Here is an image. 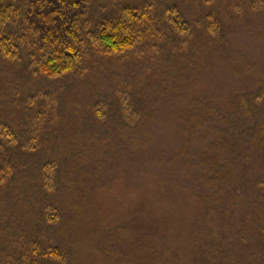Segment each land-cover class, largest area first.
I'll use <instances>...</instances> for the list:
<instances>
[{"label":"rangeland","instance_id":"374dc122","mask_svg":"<svg viewBox=\"0 0 264 264\" xmlns=\"http://www.w3.org/2000/svg\"><path fill=\"white\" fill-rule=\"evenodd\" d=\"M127 5L149 6L160 38L118 57L85 42L80 78L38 74L29 33L16 58L0 54V149L27 169L0 190V245L19 226L74 264H264V0H93L83 19L91 27ZM169 9L188 34L166 27ZM211 12L222 24L216 37ZM209 103L234 148L217 154V166L232 169L220 191L202 164L217 135L201 129L185 146L181 131ZM46 164L50 185L40 179ZM49 206L59 222L41 219Z\"/></svg>","mask_w":264,"mask_h":264},{"label":"trees","instance_id":"16d2710c","mask_svg":"<svg viewBox=\"0 0 264 264\" xmlns=\"http://www.w3.org/2000/svg\"><path fill=\"white\" fill-rule=\"evenodd\" d=\"M92 1L27 0L26 9H23L20 0H0V54L3 58H16L26 41L27 33H29L36 46L32 64L38 74L50 80L68 76L80 78L87 70L83 50L85 42H88L100 57H118L133 50L142 42L148 40L156 42L160 38V26L149 6H123L108 19L90 27L89 22L86 23L83 18L88 14ZM256 2L259 3L260 0H256ZM165 14L167 15V28L181 35L189 33L188 24L184 22L182 15L176 9H169ZM19 19L25 26V31L22 34H18L13 29L16 26L14 22ZM221 27L222 24L216 13L211 12L208 16V31L216 37L221 31ZM204 109L198 111L200 114L195 119H185L181 131L186 137L185 146H189L192 140L199 138L201 129L208 128V131L217 135V139L207 146L206 151L207 154L214 151V157H208L206 154L202 164L206 163L205 173H214L209 181L213 188L220 191L228 181L223 174L224 169H228L226 174H230L232 169L231 166L226 167V165L218 167L217 154L225 148L232 154L234 148L227 140H222L223 130L219 123H221L220 119H226L222 110L213 107L210 103ZM5 134L10 143H15L17 138L11 130L5 129ZM207 136V134L204 135L203 140ZM33 143H36V139H32L30 145ZM19 160H21L20 155L14 157L6 149L4 151L0 149V190H2L3 184H9L19 175H23L24 171H27V169L20 168ZM43 168L40 179L44 185H50L49 176L52 175L53 166L46 164ZM41 169L42 166L37 170L38 174ZM210 199H204L201 208H198V222L201 218L205 219L209 215L210 210L207 207L212 203L209 202ZM59 215V211L50 206L40 212L41 219L53 224L56 221L59 222ZM11 228L13 233L10 236H2L0 264H74L71 255L67 257L57 248H44L37 241L38 238L33 237L28 230H23L19 226ZM125 230L127 229L125 228ZM146 232L147 230L142 233ZM189 240L191 243H195L194 239ZM14 247L21 250L22 256L19 259H16L15 254H11V249ZM145 248L144 253L152 247L148 248L146 245ZM197 251L198 249H195V252ZM211 262L209 259L205 261V264H212ZM197 263L198 261L195 264ZM230 264L245 263L237 259L236 263Z\"/></svg>","mask_w":264,"mask_h":264}]
</instances>
